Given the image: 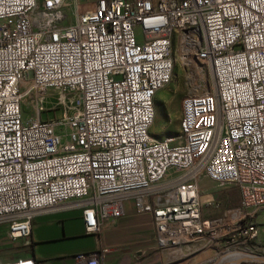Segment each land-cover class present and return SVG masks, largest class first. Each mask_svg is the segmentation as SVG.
<instances>
[{
    "label": "built area",
    "instance_id": "obj_1",
    "mask_svg": "<svg viewBox=\"0 0 264 264\" xmlns=\"http://www.w3.org/2000/svg\"><path fill=\"white\" fill-rule=\"evenodd\" d=\"M66 1L0 0V245L30 246L37 217L81 210L98 246L74 264H108L101 234L132 204L152 214L164 263L202 241L246 251L264 209V0H88L63 25ZM182 56L185 128L160 137L150 93ZM205 177L236 185L240 205L204 218Z\"/></svg>",
    "mask_w": 264,
    "mask_h": 264
},
{
    "label": "crops",
    "instance_id": "obj_2",
    "mask_svg": "<svg viewBox=\"0 0 264 264\" xmlns=\"http://www.w3.org/2000/svg\"><path fill=\"white\" fill-rule=\"evenodd\" d=\"M211 195L213 196V194ZM203 199H206L205 196H203ZM207 206L203 207L204 218L206 217L204 208ZM128 207L127 213L118 218L101 236L102 245L111 249L107 255V263L164 264L160 252L154 247L153 237L155 230L152 214H137L133 211L132 204H129ZM256 220L259 223L258 217ZM260 230L261 227H259V235L261 233ZM6 233L7 229L3 227L0 238ZM81 238H88V243L78 247V252L97 248L98 241H96L95 235L87 233L81 210L40 216L32 224V245L23 246L22 243L4 242L2 246L0 245V255L3 254V256H0V262L33 257L37 264H74V255L72 253L67 254V252H64L63 254L65 255H62V253L54 255L49 252L50 249L44 248L49 246V244L62 243L69 239L81 241ZM256 241L251 242L250 247L246 251L244 249H232L228 252H222L221 247L218 246L213 249L214 253L201 264H264V249L259 247V242ZM222 244L221 246H224L225 242L223 241ZM191 245L185 246V248ZM37 250L42 253L37 254ZM166 257L169 261L174 262L183 256L179 251L168 250L166 251ZM6 258L8 259L6 260ZM194 264L200 263L196 262Z\"/></svg>",
    "mask_w": 264,
    "mask_h": 264
},
{
    "label": "rangeland",
    "instance_id": "obj_3",
    "mask_svg": "<svg viewBox=\"0 0 264 264\" xmlns=\"http://www.w3.org/2000/svg\"><path fill=\"white\" fill-rule=\"evenodd\" d=\"M42 1L43 0H40V3H42ZM87 6L88 0H67L66 7L63 9L64 13L67 15V19L63 22V25H69L73 22L74 12L77 7L85 8ZM137 37L139 41L143 40V33L140 28H137ZM185 59L186 56H182V59L180 58V65L175 69L172 80L165 86V88L158 92L155 98L156 118L152 127V131L160 135V137L177 136L179 133H183L185 128V112L182 107V100H185L186 96L189 94V91H191L192 88V68L181 66L189 64L187 61H185ZM46 106H52L51 101H48L46 103ZM24 107L26 121H30L32 115L31 111L26 108V106ZM47 113H44V118H47ZM56 113L58 116L61 115L60 110H57ZM50 115L54 116V113L51 112ZM199 186L201 190L200 195L202 197L205 196V198H214V202L204 208V214L206 216L205 218H220L226 210L233 209L236 206L240 205V194L238 188L233 183L216 182L205 177L201 180ZM210 193L213 194V196ZM258 213V224L259 227H261V233L255 240H257L256 242H259V247L264 249V209L258 210ZM3 227V225H0V233H2ZM108 229H106L104 232H106ZM222 242L223 240H218L215 246L211 247L210 241H202L203 248L199 244H194L181 250L177 249L175 251L181 252L183 257L174 262L169 261L168 258H166V262L164 264H194L196 262L201 264L204 260H206L207 257L211 256L214 253V248L220 246V249L223 250V246H221L223 245ZM87 243L88 238H81V241L69 239L68 241L62 243L57 242L49 244V246L45 247L44 249H50L49 252L53 253L54 255L58 253H62V255H65L63 254L64 252H67V254L72 253L73 255H76L80 253L77 251V248L81 247V245H86ZM95 249L96 248L87 250L85 252H90ZM41 253L42 252L40 250H37V254ZM0 256H3V254H1ZM7 259L8 258H6V260Z\"/></svg>",
    "mask_w": 264,
    "mask_h": 264
},
{
    "label": "bare ground",
    "instance_id": "obj_4",
    "mask_svg": "<svg viewBox=\"0 0 264 264\" xmlns=\"http://www.w3.org/2000/svg\"><path fill=\"white\" fill-rule=\"evenodd\" d=\"M181 59H182V57H181ZM185 61H187V62L189 63V56H186ZM185 67H191V68H192V66H185ZM173 75H174V74H170V79L167 80V84L172 80ZM191 81H192V80H191ZM167 84H166V85H167ZM166 85H165V86H166ZM162 89H163V88H157V89H155L154 91H152V92L150 93L151 106H152V108H153V110H154V113H155V116H154V122H155V118H156L155 98H156L158 92L161 91ZM202 198H203V197H202ZM209 198H211V197H209Z\"/></svg>",
    "mask_w": 264,
    "mask_h": 264
}]
</instances>
